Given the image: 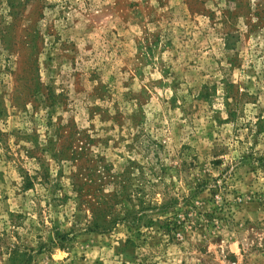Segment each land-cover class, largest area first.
<instances>
[{
  "label": "rangeland",
  "instance_id": "rangeland-1",
  "mask_svg": "<svg viewBox=\"0 0 264 264\" xmlns=\"http://www.w3.org/2000/svg\"><path fill=\"white\" fill-rule=\"evenodd\" d=\"M0 264H264V0H0Z\"/></svg>",
  "mask_w": 264,
  "mask_h": 264
}]
</instances>
